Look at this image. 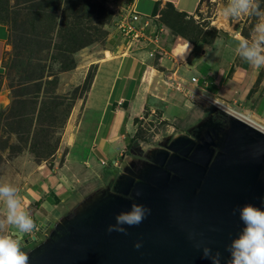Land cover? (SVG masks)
<instances>
[{"label": "rangeland", "instance_id": "obj_1", "mask_svg": "<svg viewBox=\"0 0 264 264\" xmlns=\"http://www.w3.org/2000/svg\"><path fill=\"white\" fill-rule=\"evenodd\" d=\"M129 1L0 0V23L11 30L5 69L0 74V183L17 188L36 224L30 234L21 237L22 233L4 222L6 208L0 202V222H4L0 234L20 240L29 260L46 250L78 213L117 195L120 186L131 179L144 176L161 152H169L176 139L194 140L204 128L218 122L227 127L233 118L216 107L214 100L194 94L189 113L182 114L180 121L165 119L162 107L155 113L149 109L138 119L134 139L117 167L110 158L105 171L113 176L101 170L97 174L88 165L84 166L90 169L89 173L65 166V130L70 121L68 135L74 132L77 114L95 75L94 62L110 48L119 14ZM226 4L227 0H203L190 18L165 5L162 19L177 36L190 41H197L204 27L212 24L230 26L251 38L256 18L224 17L222 10ZM261 7L264 8V0ZM238 110L245 112L234 111ZM59 168V176L72 182L71 196L65 202L57 201L59 208L51 212L56 220L50 228L38 226L42 217L34 216L39 204L30 195L31 190H36L44 169ZM30 235L37 240L28 242Z\"/></svg>", "mask_w": 264, "mask_h": 264}, {"label": "crops", "instance_id": "obj_2", "mask_svg": "<svg viewBox=\"0 0 264 264\" xmlns=\"http://www.w3.org/2000/svg\"><path fill=\"white\" fill-rule=\"evenodd\" d=\"M135 2L137 11L150 20L144 34L152 42L133 46L116 28L110 48L94 62L95 75L77 114L74 132L68 135L70 121L65 130L62 143L68 149L67 168L86 173L92 169L97 174L101 170L106 174L110 158L118 163L127 151L139 118L149 109L155 113L162 107L165 119L180 121L182 114L189 113L194 94L230 109L244 110L264 122V67L256 69L238 56L236 47L239 38L245 37L243 34L224 24H212L204 27L197 41H190L171 30L162 19V10L171 5L190 18L203 0ZM10 40L9 26L0 23V74L5 69ZM151 52L154 57H150ZM61 169H44L36 190H31L30 195L39 204L34 216L42 217L38 226L50 228L56 220L51 212L59 208L57 201L65 202L71 196L72 182L59 176Z\"/></svg>", "mask_w": 264, "mask_h": 264}, {"label": "water", "instance_id": "obj_3", "mask_svg": "<svg viewBox=\"0 0 264 264\" xmlns=\"http://www.w3.org/2000/svg\"><path fill=\"white\" fill-rule=\"evenodd\" d=\"M204 138L176 139L144 176L74 216L28 264H212L204 247L226 264L243 228L239 208H264V133L233 117L219 142L212 128ZM132 203L151 211L139 225H123L126 232H109Z\"/></svg>", "mask_w": 264, "mask_h": 264}, {"label": "clouds", "instance_id": "obj_4", "mask_svg": "<svg viewBox=\"0 0 264 264\" xmlns=\"http://www.w3.org/2000/svg\"><path fill=\"white\" fill-rule=\"evenodd\" d=\"M222 15L229 19H237L241 16L256 18L257 22L251 38L240 37L236 52L250 66L256 69L264 67V8L261 7V0H227ZM188 50L189 45L185 53ZM0 202H3L6 208L4 222L8 225L13 226L20 233H31L36 228L17 188L12 184L0 183ZM150 211L144 205L132 203L130 210L116 214V223L109 225L108 231L126 232L123 225H139ZM239 218L243 228L226 248L230 254L226 264H264V208L251 203L244 204L239 208ZM4 222H0V226ZM136 247H139V244ZM202 254L204 258L210 259L212 264H221L220 252L213 254L211 248L204 247ZM28 262L29 257L22 251L21 241L0 234V264H28Z\"/></svg>", "mask_w": 264, "mask_h": 264}, {"label": "built area", "instance_id": "obj_5", "mask_svg": "<svg viewBox=\"0 0 264 264\" xmlns=\"http://www.w3.org/2000/svg\"><path fill=\"white\" fill-rule=\"evenodd\" d=\"M149 25H150L149 18L143 17L137 11L135 0H132L129 4L124 6L122 12L119 14V19L117 21V29L119 33L124 38V40H128L130 43H132L133 46H138L141 43H145V42L146 43L152 42L144 34V29ZM150 57H154V52L150 53ZM192 82L196 83L197 79L193 78ZM102 164L106 165V162H102ZM114 165L115 167L118 166L117 161H115ZM28 234L30 233H22L20 236L21 237L27 236Z\"/></svg>", "mask_w": 264, "mask_h": 264}, {"label": "bare ground", "instance_id": "obj_6", "mask_svg": "<svg viewBox=\"0 0 264 264\" xmlns=\"http://www.w3.org/2000/svg\"><path fill=\"white\" fill-rule=\"evenodd\" d=\"M214 104L216 107H219V109L227 115H231L233 117L239 118L245 122H247L248 124L252 125L253 127L257 128L258 130L262 131L264 133V123L257 121L255 118H253V116L245 114V113H241L239 111H234L231 110L230 108L225 107L224 105L220 104L219 102H215Z\"/></svg>", "mask_w": 264, "mask_h": 264}, {"label": "flooded vegetation", "instance_id": "obj_7", "mask_svg": "<svg viewBox=\"0 0 264 264\" xmlns=\"http://www.w3.org/2000/svg\"><path fill=\"white\" fill-rule=\"evenodd\" d=\"M210 128H212L213 130V136H214V139L219 142L223 135H224V131H225V126H223L221 123H216L214 126H210ZM209 127L208 128H204L196 137L194 140H197L199 141V138L201 139H205V133H206V130L210 129Z\"/></svg>", "mask_w": 264, "mask_h": 264}, {"label": "trees", "instance_id": "obj_8", "mask_svg": "<svg viewBox=\"0 0 264 264\" xmlns=\"http://www.w3.org/2000/svg\"><path fill=\"white\" fill-rule=\"evenodd\" d=\"M88 6H89V4H87ZM169 6H171V5H169ZM98 7V6H97ZM96 7V8H97ZM173 9H174V7L173 6H171ZM175 10V9H174ZM177 14L178 15H180V16H184V17H188V15L187 14H184V13H179V12H177ZM108 176H109V173H106ZM111 175V174H110Z\"/></svg>", "mask_w": 264, "mask_h": 264}]
</instances>
